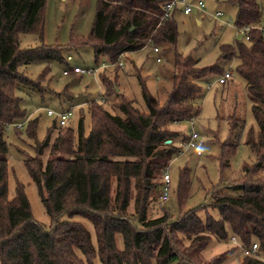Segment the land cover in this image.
<instances>
[{"label": "trees", "instance_id": "obj_1", "mask_svg": "<svg viewBox=\"0 0 264 264\" xmlns=\"http://www.w3.org/2000/svg\"><path fill=\"white\" fill-rule=\"evenodd\" d=\"M165 1L97 0L87 37L71 42L90 44L96 64L100 55L114 62L118 54L146 44L171 47L177 33L171 14L159 23ZM229 1L236 6L234 25H262V29L253 26L243 33L245 41L222 46L224 57L238 59L236 70L245 80L258 129L256 135L248 131L244 140L255 162L242 165L238 181L226 185L231 191L211 189L207 203L216 207L219 217L207 214L202 219L195 208L181 211L174 219L165 212L146 216L149 191L156 186L151 179L159 173L160 185L162 170L177 155L173 140L186 138L168 126L198 115L202 95L199 80L219 72L214 65L201 67L190 55L175 52L171 88L162 102L142 87L146 105L142 111L117 91L112 80L101 75L105 92L89 102L86 131L81 116L76 129L68 122L59 125L57 120L36 141V156L26 158L25 164L50 218L46 229L32 217L21 184H16L12 197L7 194L5 129L24 116L19 86L37 89L40 84L18 66L63 57L57 46L43 42L36 47H19L21 33H36L42 40L45 0H0V264H94L95 257L100 264H164L172 260L176 264H219L237 245L208 259H203L200 251L212 237L225 239L230 233L243 244L256 241V252L264 256V0ZM110 93L114 99L107 108ZM228 123V136L220 142L221 177L244 126L234 114L228 116ZM35 124V119L29 124V137L35 136ZM54 129L57 132L52 138ZM45 148L48 153L42 161ZM132 189L135 205L127 212ZM188 189L189 170L184 165L178 167L180 209ZM74 214L92 222L96 246L90 231L73 218ZM239 264H264V260L243 253Z\"/></svg>", "mask_w": 264, "mask_h": 264}, {"label": "rangeland", "instance_id": "obj_2", "mask_svg": "<svg viewBox=\"0 0 264 264\" xmlns=\"http://www.w3.org/2000/svg\"><path fill=\"white\" fill-rule=\"evenodd\" d=\"M196 3L198 0H185ZM205 12L193 9L184 14L181 5L171 12L176 24V38L173 46L164 43L146 44L143 47L126 51L120 55L122 65L115 69L106 55L98 57V63L105 62V68H98L94 74L62 75L66 67L81 66L84 68L96 67L93 48L90 44H73L71 39L86 38L94 17L97 0H45L42 10L43 34L42 40L36 33H21L19 47L31 48L39 46L42 42L59 48L63 60H35L20 64L18 70L32 80H39L37 89L29 86H19L17 94L21 97V106L24 116L19 120L23 126L19 129L14 124H8L5 129L7 143V194L12 197L16 184L22 185L28 198L32 217L44 228L49 227L50 218L41 201L36 184L32 181L25 159L36 156V141H40L47 129L58 118L56 114L48 115L47 109L54 112L71 109L72 115L67 121L74 129L77 128L78 119L83 117L85 131L88 127L87 108L89 102L104 94L105 87L101 75L112 80L125 98L132 99L134 104L142 111L146 105L142 98V87L149 94L162 102L171 88V69L174 53L183 56L190 55L201 67L214 65L219 72H214L199 80L202 95L199 97L198 115L191 121L183 120L171 123L170 130L178 131L180 136H187L192 129L196 132V146L200 150L197 155L194 149L186 147L181 138L173 143L182 148V152L169 160L168 172L170 174V193L168 198H159L160 174L150 182L156 186L149 191V202L146 207V216L154 217L165 212L169 219L176 218L181 211L195 208L196 213L204 219L207 214L219 217L216 207L207 202L211 196V189L231 191L228 183H235L240 178V169L244 164L255 162V155L244 142L248 131L256 135L257 125L251 111V100L246 93L245 80L236 70L238 59L224 57L223 45L234 44L235 41H245L242 34L236 32L234 21L236 6L229 0H201ZM260 1V0H259ZM221 11L219 18L212 17L211 13ZM228 19H230L229 22ZM264 19V15H263ZM158 47V52L153 51ZM156 57L160 60L157 61ZM231 71L230 78L225 83H218L217 78L225 71ZM44 71V73H43ZM43 74V75H42ZM42 75V76H41ZM41 76V77H40ZM40 77V78H39ZM141 81V82H140ZM43 90L41 93L39 90ZM110 92V91H109ZM105 105L111 107L114 94L106 97ZM113 110V109H112ZM118 112V110H113ZM234 114L243 120V129L234 153L227 159L228 167L223 171L220 168V142L224 141L229 132L228 116ZM35 119V136L27 135L30 122ZM54 129L52 138L56 135ZM48 149L43 150L40 156L44 161ZM186 166L189 170V189L187 197L181 206H178L177 183L178 167ZM134 190L131 193L126 211L134 209ZM205 204V205H204ZM73 218L80 220L90 231L91 241L96 246V236L92 222L79 214ZM184 242L188 240L184 238ZM117 243L121 244V237L117 235ZM234 245L225 239H212L201 249L200 256L208 259L216 253ZM219 264H239L242 251L239 246L233 247ZM94 264H100L97 257ZM152 264H155L152 261ZM164 264H176L168 261ZM178 264H187L185 261Z\"/></svg>", "mask_w": 264, "mask_h": 264}, {"label": "built area", "instance_id": "obj_3", "mask_svg": "<svg viewBox=\"0 0 264 264\" xmlns=\"http://www.w3.org/2000/svg\"><path fill=\"white\" fill-rule=\"evenodd\" d=\"M178 5H181V11L184 14H188L190 13L193 9L199 10L201 12H205V7L204 4L201 0H198L196 3H188L185 0H166L165 2L162 3V13L159 16V23L162 22L163 20H165L172 12L173 9H176V7ZM212 17L214 18H219L222 16V12L217 10L213 13H211ZM230 19H228L227 22H229ZM234 25V24H233ZM257 27L258 29H262V25L258 24V25H242V26H236L234 25V28L236 30V32L243 34L245 33L247 30H249L251 27ZM153 51L154 52H158V47L157 46H153ZM122 53L118 54V56L116 57V60L114 62H111L110 65H114L117 64L118 66L121 67L122 62L120 59V55ZM156 60L159 61L160 58L156 57ZM107 66V64L105 62H101L100 64H96V67H89V68H84L81 66H73V67H66L65 69L62 70V75H69L70 73H74V74H78V75H82V74H94L97 72L98 68H105ZM231 75V71H225L222 74L219 75V77L217 78L218 83H224L226 81V79L228 77H230ZM47 114L48 115H53L56 114L57 118H58V124L59 125H64L67 123V121L69 120L70 116L72 115L71 109H67V110H62L60 112H54L51 109H47ZM193 119H188L187 121H191L192 122ZM14 125L18 128H21L23 126V122L21 121H16L14 123ZM196 138H197V134L195 131H193L192 129L190 130L189 134L186 136L185 140H183L182 142L184 143V145L186 147H189L191 149L195 150V153L197 155L200 154V150L197 148L196 146ZM183 150L180 147H178L177 149V154L181 153ZM170 174L168 172V164L165 166V168L162 170L161 173V183H160V187H159V198L160 199H166L169 196L170 193ZM227 240L232 242L233 244L239 246L241 248L242 253L245 254H250V255H255L260 257L261 259L264 260V256H261L260 254H258L256 252L257 249V242L256 241H252L250 244H243L235 234L230 233L227 237Z\"/></svg>", "mask_w": 264, "mask_h": 264}, {"label": "crops", "instance_id": "obj_4", "mask_svg": "<svg viewBox=\"0 0 264 264\" xmlns=\"http://www.w3.org/2000/svg\"><path fill=\"white\" fill-rule=\"evenodd\" d=\"M230 76H231V75H230ZM228 78H230V77H228ZM228 78H227V79H228ZM227 79H226V81H227ZM226 81H225V82H226ZM225 82H224V83H225Z\"/></svg>", "mask_w": 264, "mask_h": 264}]
</instances>
